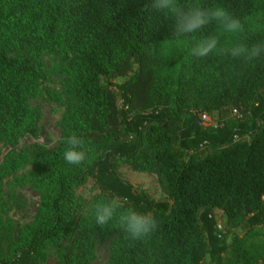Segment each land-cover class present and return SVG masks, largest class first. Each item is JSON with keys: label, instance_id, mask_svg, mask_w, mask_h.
I'll return each mask as SVG.
<instances>
[{"label": "trees", "instance_id": "16d2710c", "mask_svg": "<svg viewBox=\"0 0 264 264\" xmlns=\"http://www.w3.org/2000/svg\"><path fill=\"white\" fill-rule=\"evenodd\" d=\"M217 2L244 24L222 44L264 38V0ZM169 23L142 0H0V264H92L97 242L106 264H264V55L193 57L198 36L172 38ZM53 78L58 88L43 86ZM42 92L62 108L58 141L20 147L38 134L30 101ZM70 131L86 142L80 166L62 156ZM123 165L155 175L165 198L137 191ZM17 184L38 196L25 224L7 215ZM106 196L153 216L156 230L133 240L96 226L92 205Z\"/></svg>", "mask_w": 264, "mask_h": 264}, {"label": "clouds", "instance_id": "9594fccd", "mask_svg": "<svg viewBox=\"0 0 264 264\" xmlns=\"http://www.w3.org/2000/svg\"><path fill=\"white\" fill-rule=\"evenodd\" d=\"M142 10L150 15L163 16L169 23V34L177 40L198 36L191 41L189 52L196 58L210 56L229 57L233 60L250 61L264 55V38L248 43L242 40L229 44L221 43L222 34L240 32L242 20L224 4L213 0L208 7L184 4L180 0H142ZM214 25L219 31L205 33V28ZM249 30H253L251 26ZM62 156L69 165L86 163L88 152L84 138L70 131L62 140ZM87 198V197H86ZM91 214L94 223L101 229L115 228L133 240L143 239L157 228L156 219L138 210L115 196L95 200Z\"/></svg>", "mask_w": 264, "mask_h": 264}, {"label": "rangeland", "instance_id": "374dc122", "mask_svg": "<svg viewBox=\"0 0 264 264\" xmlns=\"http://www.w3.org/2000/svg\"><path fill=\"white\" fill-rule=\"evenodd\" d=\"M48 64H55L56 60L51 56L45 57ZM123 79H117L121 82ZM43 86L58 88L59 84L56 78L51 82H45ZM120 101L118 104L120 105ZM31 106L36 107L40 111L39 129L36 137L26 135L19 141V146H29L32 143H39L48 148L56 145L59 138L58 121L62 112V108L49 101L44 92L40 96L30 101ZM210 122L215 124L218 119V114L213 112L208 116ZM200 153H206L203 150ZM20 174V173H19ZM120 174L123 178L128 180L137 191H144L149 197L153 199H164V193L161 191L156 176L148 173H137L131 171L127 166L120 167ZM92 182H88L80 190L82 193H88L92 190ZM38 205L37 194L29 187V185L17 184L10 188L9 205L7 208V215L18 224H25L32 220ZM216 217V224L222 230H227L225 220L220 210H214ZM238 228L228 230V235L225 241H229L235 234H238ZM108 243H96V259L92 264H106L108 251ZM44 264H58L53 256H50Z\"/></svg>", "mask_w": 264, "mask_h": 264}, {"label": "built area", "instance_id": "2783aa9c", "mask_svg": "<svg viewBox=\"0 0 264 264\" xmlns=\"http://www.w3.org/2000/svg\"><path fill=\"white\" fill-rule=\"evenodd\" d=\"M200 119H201L203 124L213 125V123L210 122V118L206 114H201Z\"/></svg>", "mask_w": 264, "mask_h": 264}]
</instances>
